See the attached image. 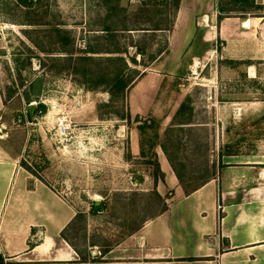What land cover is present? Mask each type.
I'll return each instance as SVG.
<instances>
[{
    "label": "rangeland",
    "instance_id": "1",
    "mask_svg": "<svg viewBox=\"0 0 264 264\" xmlns=\"http://www.w3.org/2000/svg\"><path fill=\"white\" fill-rule=\"evenodd\" d=\"M6 1L14 0H0V150L5 159L33 167L73 206L78 215L65 237L82 258L118 247L164 210L174 190L166 184L160 158L169 165L171 159L182 178L179 182L173 171L178 184L191 190L217 174L226 156L264 155V58L237 31L243 19L264 18V0H180L166 34L168 53L145 67L129 48L127 55L137 64L126 59L143 74L123 102L101 107L112 110L103 117L97 107L109 103V93L57 73L65 66L61 62L41 65L46 56L63 53L45 32L13 23L26 11L10 3L8 10ZM164 1L120 0V6L131 11L144 3L162 7ZM221 6L225 14L219 22ZM35 10L32 18L62 23L76 54L88 41L95 45L89 29H100L106 13L99 0H40ZM22 29L33 31L27 37ZM160 42L150 41L146 60ZM94 200L102 209H93Z\"/></svg>",
    "mask_w": 264,
    "mask_h": 264
},
{
    "label": "crops",
    "instance_id": "2",
    "mask_svg": "<svg viewBox=\"0 0 264 264\" xmlns=\"http://www.w3.org/2000/svg\"><path fill=\"white\" fill-rule=\"evenodd\" d=\"M227 25L222 24L223 35ZM240 27L241 39L254 43L257 55L264 58V18L243 19ZM3 107L0 86V114ZM226 157L217 174L188 194L167 160L160 158L166 184L174 190L166 209L118 247L81 261L61 237L76 214L73 206L17 160L5 159L0 150V260L3 264H264V155Z\"/></svg>",
    "mask_w": 264,
    "mask_h": 264
},
{
    "label": "trees",
    "instance_id": "3",
    "mask_svg": "<svg viewBox=\"0 0 264 264\" xmlns=\"http://www.w3.org/2000/svg\"><path fill=\"white\" fill-rule=\"evenodd\" d=\"M99 1L106 10L105 17L100 25V29H89L91 33L88 34L94 35L97 41H95V45L90 44L88 41L85 48L82 50V54L73 52L70 32L62 27V23L44 22L41 19H35L30 16V13H36L35 7L40 0L6 1L4 7H7L8 10L14 7L13 9L19 8L23 10V12L26 11L25 15H23L24 17L22 16V20H14L13 23L35 26V32H45L47 34L45 37L48 36L50 39L52 38L51 40L57 46V50L63 53V56L58 57L46 56V62H42L41 65L45 66L48 62H61L65 66L58 68L57 73L66 72L72 75L77 78L79 83L83 84L89 90L102 89L109 93V103L97 107L99 110V117H103L105 113L112 112V110L102 112L100 110L101 107H109L114 103L123 102L127 90L135 83L140 75L143 74V72L139 73V71L132 68L126 59V57H129L131 62L137 64L134 57L127 55L129 48H133L134 54L142 58L141 64L145 67L149 62H155L160 59L162 55L168 53V40L166 34L173 29L180 0H165V4H163L162 7L144 3L142 6L131 11L121 7L120 0ZM9 3L12 5V8H8ZM224 12L225 10L222 6L218 8L217 20L219 22L224 18ZM3 13L4 9L0 6V15L2 16ZM259 17H261V15ZM41 26L44 27L43 30L36 29V27ZM21 31L25 36L29 37L28 33L33 30L22 29ZM96 31H99V33H95ZM133 32L137 33V35L134 36ZM125 37L127 38L125 39ZM157 37L161 39V42L160 44H156L157 48L149 51L147 54L148 60H146L144 55H146L148 48L153 45H151L150 41L157 40ZM121 38H124V40H121ZM147 40H150L149 43ZM35 46L39 47L41 51H45L36 40ZM94 54L103 55L95 56ZM183 108L184 103H181L176 115H180ZM42 109L43 106H39L38 110L41 111ZM113 111L121 118L124 116L123 113H120V110ZM168 160L177 179L179 182H182L179 171L172 163L171 159L168 158ZM20 165L34 177L44 182L41 177L35 174V170L33 167L29 166V164L21 161ZM208 180L209 179L204 180L200 185L191 190H186L184 186L182 187L185 194H188ZM165 209L166 207L164 210ZM77 215L78 213L75 214L74 218ZM66 229L61 232V237L76 251L80 260L85 261L86 258H82L79 251H77L65 237ZM0 264H3L2 260H0Z\"/></svg>",
    "mask_w": 264,
    "mask_h": 264
},
{
    "label": "water",
    "instance_id": "4",
    "mask_svg": "<svg viewBox=\"0 0 264 264\" xmlns=\"http://www.w3.org/2000/svg\"><path fill=\"white\" fill-rule=\"evenodd\" d=\"M35 108V105L34 104H31L29 106V112H32V110ZM97 207H100V209H102V206L99 205V200H94V203H93V209L96 210Z\"/></svg>",
    "mask_w": 264,
    "mask_h": 264
},
{
    "label": "built area",
    "instance_id": "5",
    "mask_svg": "<svg viewBox=\"0 0 264 264\" xmlns=\"http://www.w3.org/2000/svg\"><path fill=\"white\" fill-rule=\"evenodd\" d=\"M61 125V124H60Z\"/></svg>",
    "mask_w": 264,
    "mask_h": 264
}]
</instances>
